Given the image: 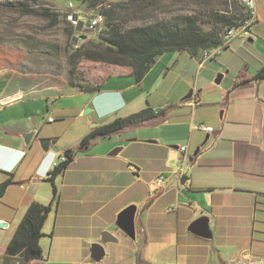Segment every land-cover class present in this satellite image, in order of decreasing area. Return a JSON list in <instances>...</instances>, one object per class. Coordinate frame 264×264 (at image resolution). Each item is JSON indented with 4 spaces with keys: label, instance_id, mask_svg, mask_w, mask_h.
Instances as JSON below:
<instances>
[{
    "label": "crops",
    "instance_id": "1",
    "mask_svg": "<svg viewBox=\"0 0 264 264\" xmlns=\"http://www.w3.org/2000/svg\"><path fill=\"white\" fill-rule=\"evenodd\" d=\"M254 1L256 21L247 39L235 38L205 60L186 50L164 52L139 82L112 75L89 93L69 87L63 77L0 70V182L10 175L14 180L0 196V221L7 223L1 228L22 221L30 203L50 202L45 177L53 160L71 149L72 160L54 178L55 198L41 228L52 249L62 246L70 255L83 246L89 254L99 241L108 264L126 256L130 264L137 257L150 264L154 257L170 264H264V79L236 84L239 74L251 78L264 61V0ZM226 50L239 60L227 59ZM220 68L225 71L214 78L222 74L217 86L211 79L198 83ZM73 95L78 98L63 102ZM146 105L165 107L166 120L125 128L117 135L129 132L120 138L114 134L77 150L94 127ZM171 108L179 114L174 120ZM201 123L213 131L198 129ZM25 132L34 133L27 144ZM41 137L49 139L47 152ZM181 145L187 147L185 183L175 173ZM158 175L165 184L153 189ZM129 205L136 206L134 237L115 224ZM200 216L208 217L210 238L188 230ZM103 231L116 241L102 242Z\"/></svg>",
    "mask_w": 264,
    "mask_h": 264
},
{
    "label": "trees",
    "instance_id": "2",
    "mask_svg": "<svg viewBox=\"0 0 264 264\" xmlns=\"http://www.w3.org/2000/svg\"><path fill=\"white\" fill-rule=\"evenodd\" d=\"M29 1L16 0L6 4L15 10L30 12ZM82 1L91 7L99 6L98 13L103 16L105 29L98 35V41L86 40L84 37L79 45L66 51V82L71 88L89 93L102 89L104 79L112 75L129 74L139 82L156 58L164 52L186 50L191 56H196L201 50L216 47L222 44V33L238 26L245 18L243 8L235 0ZM43 13L52 17L45 10ZM226 47L228 45L223 46ZM83 62L96 64L98 67L105 65L104 69L108 74L99 80L88 78L82 68ZM251 79H264V61L251 78L239 74L236 84ZM166 118L165 107L146 105L138 111L114 117L111 121L94 127L81 138L77 150H84L95 140L109 138L125 128L157 124ZM74 153L71 149L64 150L66 160L48 172L45 181L52 186L50 202L41 204L34 201L29 204L24 218L30 221L32 230L22 220L6 243L5 257L21 255L27 261L41 258L42 250L38 242L43 235L41 228L55 198L54 178L66 168ZM13 182L12 175L0 182V196ZM102 260L109 263V258Z\"/></svg>",
    "mask_w": 264,
    "mask_h": 264
},
{
    "label": "rangeland",
    "instance_id": "3",
    "mask_svg": "<svg viewBox=\"0 0 264 264\" xmlns=\"http://www.w3.org/2000/svg\"><path fill=\"white\" fill-rule=\"evenodd\" d=\"M16 0H0V70L3 69H15L22 72H34L40 73L45 76L54 75L57 77H63L66 80L67 74V50L71 51L72 48L79 45L83 38H80L78 31L75 30L73 23L69 15L74 13H80L84 16H89L91 13H97L99 6L91 7L87 2L82 0H30L31 7L30 12L21 10H15L7 6V2ZM117 1V0H107ZM71 3V5L69 4ZM47 11L51 16H47L43 11ZM82 35L86 40L98 41V35L91 32L89 29H82ZM234 45V44H232ZM231 45V46H232ZM225 52L224 50L221 51ZM227 59L231 62H237L239 59L226 50ZM103 67H98L96 64L83 62L82 68L84 74L88 78H100L106 76L108 72ZM221 69V70H220ZM210 78L202 75L197 78L198 83L204 86L208 79H211L212 84L217 86L213 81L218 73H223L225 68H220ZM225 75V74H224ZM231 73L229 72L224 76V80L221 84L224 85L227 80L230 79ZM189 81L194 82V77L189 75ZM202 87V86H200ZM203 88V87H202ZM204 89V88H203ZM189 89L185 92L186 95ZM78 95L65 97L63 102L76 100ZM169 110V109H168ZM170 113H173L170 116ZM179 117L176 109L171 108L168 117L174 120ZM129 131H125L119 135H114L112 138L117 139ZM18 219V218H17ZM19 220H14L9 228H0V264H106V261L101 260L99 263H94L87 250L83 246L80 250L71 251L70 255H66L67 252L64 247L59 246L56 249H52L53 245L47 237H41L39 239V245L42 250V256L39 259L25 260L21 255H14L5 257V246L15 230V223ZM129 252V250H128ZM70 253V252H68ZM135 255L136 252H131ZM109 252H106L104 260L108 258ZM44 257H47L45 260ZM136 264H150L141 258H136ZM115 261L119 260V257H114ZM121 264H130L129 257L121 258ZM169 258L159 259L152 258L153 264H170ZM108 264V263H107ZM221 264H246L242 261L223 262Z\"/></svg>",
    "mask_w": 264,
    "mask_h": 264
},
{
    "label": "built area",
    "instance_id": "4",
    "mask_svg": "<svg viewBox=\"0 0 264 264\" xmlns=\"http://www.w3.org/2000/svg\"><path fill=\"white\" fill-rule=\"evenodd\" d=\"M245 12V18L239 23V26H237L236 30L230 34H223L222 35V44L210 48V49H204L200 51V54L202 55L203 60L212 58L216 52L221 50L223 46L229 45V43L235 39V38H243L247 39L251 35V30L253 27V24L256 21V11H255V1L254 0H235ZM71 5V3L69 2ZM71 22L73 23V26L76 31H78V35L82 36V29H89L91 32L95 34H100L104 29V20L103 16L101 14L97 13H91L89 16H84L80 13H74L72 15H69ZM49 120H52V118H49ZM198 129L204 130L206 132H212L213 128L211 126H207L204 124H198ZM186 145L178 146V150L180 151L179 157H178V163L176 167L175 173L179 176L180 179H183V182L185 183L187 180L185 178V173L182 168L183 163V157L184 152L186 150ZM66 160V156L62 153L59 156H57L53 162H52V169L57 166L59 163L64 162ZM133 166H130V169L133 170ZM165 184V178L163 175H158L152 180V188L153 189H161Z\"/></svg>",
    "mask_w": 264,
    "mask_h": 264
},
{
    "label": "water",
    "instance_id": "5",
    "mask_svg": "<svg viewBox=\"0 0 264 264\" xmlns=\"http://www.w3.org/2000/svg\"><path fill=\"white\" fill-rule=\"evenodd\" d=\"M85 37V36H83ZM221 75L219 74L215 79V82H219L221 79ZM88 111V110H86ZM85 111V112H86ZM24 142L27 144L31 138H33V132H25L23 135ZM41 148L43 151L47 152L49 149V139L48 138H37ZM56 147H52V150H55ZM136 211L135 205H129L125 209H123L116 218L115 224L118 228L123 230L128 236L134 237V214ZM24 224L28 227L29 230H32L31 223L28 219H23ZM7 223L4 221H0V227H6ZM188 230L196 235H199L204 238L211 237V231L208 225V217L207 216H200L193 221L190 222L188 225ZM101 241L102 242H115L116 238L108 231H103L101 234ZM105 249L101 242L95 241L92 242L90 245V258L98 263L100 262L103 257L105 256Z\"/></svg>",
    "mask_w": 264,
    "mask_h": 264
},
{
    "label": "bare ground",
    "instance_id": "6",
    "mask_svg": "<svg viewBox=\"0 0 264 264\" xmlns=\"http://www.w3.org/2000/svg\"><path fill=\"white\" fill-rule=\"evenodd\" d=\"M238 26H239V25H238ZM236 28H237V26H236V27L229 28V29L225 30V31L222 33V35H223V34H230V33L234 32V31L236 30ZM83 36H84V35L79 36V37H80V38H84ZM6 226H7V225H6ZM0 228H1V227H0Z\"/></svg>",
    "mask_w": 264,
    "mask_h": 264
}]
</instances>
